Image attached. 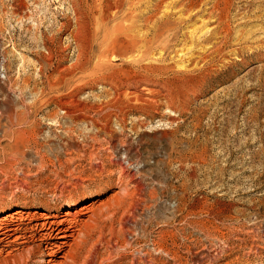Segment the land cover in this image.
<instances>
[{"label":"rangeland","instance_id":"obj_1","mask_svg":"<svg viewBox=\"0 0 264 264\" xmlns=\"http://www.w3.org/2000/svg\"><path fill=\"white\" fill-rule=\"evenodd\" d=\"M115 1L0 0V205L59 219L96 203L70 216L80 231L57 253L47 242L60 238L36 234L0 243V264H264V60L249 54L264 10L234 17L232 36L250 29L252 47L234 40L202 83L190 60L210 44L190 30L204 20L209 35L212 14L187 18L178 0L110 10ZM157 19L168 26L152 43L120 42L150 37ZM137 75L169 90L171 111L128 107L121 87ZM233 85L246 88L234 96ZM16 112L26 121L15 124ZM99 116L108 135L96 132Z\"/></svg>","mask_w":264,"mask_h":264},{"label":"bare ground","instance_id":"obj_2","mask_svg":"<svg viewBox=\"0 0 264 264\" xmlns=\"http://www.w3.org/2000/svg\"><path fill=\"white\" fill-rule=\"evenodd\" d=\"M121 2H122V0H116L113 4L108 2L107 6L110 10L114 11V10L120 8ZM178 2L181 3V5H182L181 10H184L185 12L189 13L187 15L188 16L187 18H192L193 15H195V14L196 15L200 14L202 16L205 13L212 14L214 17L215 25H213L211 27L212 29L210 30L209 35H205V33L208 32V29H205L202 32V30L206 26L203 23L204 20L202 21V27H200L198 30H197L198 27L197 28L193 27L194 29L190 30V35H192L193 37H196L197 39H199L201 36H203V40L207 42L206 44H210V46L208 45L207 47H205L206 45H201L198 48V49L202 50L201 52L199 51V54H198L199 59L197 58L198 60H195L196 58L195 59L193 58L195 61L193 59L190 60V65L192 64V65L196 66V65L200 64V68H198V73H196V75H198L201 78L200 81L202 83L205 82V78L209 75V72L211 71L209 69V67H211V65H212V67H217L218 62L222 61V59L225 58V49L230 48L233 45L232 42L234 40L237 41L236 44H240L243 41H244V43H248V45L246 46L247 49L252 47L251 44L249 43V40H250L249 38L251 37L250 36L251 31H249L250 29L245 30L243 32L241 31L236 36H232L233 35V29H234L233 28L234 25L232 26V22L235 19L234 17L235 16L237 17V15H240V18H242V21H243L242 24L247 23V22H251V19H249V20L245 19L249 15L250 6L252 7L251 4L254 3L255 8L261 7V8H259V10L261 11L262 9L264 10V0H178ZM104 3H106V2H104ZM168 3H170V2H168ZM201 3L203 5L209 4V6L207 8L206 7L203 8V5H200ZM196 8H198L197 11L195 10ZM208 9L210 10V12L208 11ZM74 10L76 11V8ZM78 10H80V9H78ZM194 10L196 11V13L194 12V14H191ZM166 12H167V10H166ZM252 13H253V11H252ZM82 14H84V13H82ZM164 14H165V12H164ZM76 15L78 16V14H76ZM180 16L181 15H179V17H178V18H180L179 20L185 21V19L180 17ZM253 18H254V16H253ZM263 18H264V16H263ZM204 19H205V17H204ZM257 19H258V17H257ZM150 21H151L150 16H146V18L143 20V22H145V25H147V26H148ZM186 21H188V20H186ZM152 25H153V29H152L153 33H152V35L150 34L151 35L150 37H148V35L144 34V33H140L141 34L140 35L138 32V36L140 35L141 39L129 38L128 35L121 36V38H122L121 40L119 38L118 39L120 40V42H126L129 39H130L129 41H131V42H134V40H136V43L140 42L141 46H143V45L145 46V44L146 45L150 44L155 40V38H157L161 34L160 31L164 30L165 26H168L166 21L162 20V19L161 20L160 19L155 20V23ZM188 25H189V23H188ZM253 25H254V23H253ZM149 28H148V30H149ZM77 29H79V28H77ZM79 32H81V31H79ZM149 33H151V32H149ZM76 39H78V38H76ZM77 41H76V43H77ZM131 42H129V43H131ZM84 49H86V48H84ZM240 51H242V50H240L239 48L232 49V52L236 53V54H238ZM249 54L250 55L255 54L256 55L255 57H257L259 60H264V38L260 39L259 44L258 45L256 44L252 53H249ZM103 58H104V56H103ZM78 59L80 60V58H78ZM86 59H87L86 57L83 59L84 61H83V63L82 62L80 63L81 64L80 66H82L85 63ZM241 59L242 58H240L239 60L241 61ZM100 61H102V59ZM242 62H244V60ZM176 66L185 70L186 68H188L189 65L185 64V61L180 59L178 62H176ZM227 66H229V64H223L222 69H224ZM203 69H204V72H201V70H203ZM213 72H215V70H213ZM124 82H123L121 88L123 90L122 92H123L124 96L128 97L126 99H128V101L130 103V104L128 103L129 104L128 107L131 110L134 109L136 111L142 112L145 116L149 117L150 115H153L152 113L158 112L160 106L163 104V101L166 104L165 106L169 107L170 111L172 110L173 107L171 108V103H172L171 93L169 92V90L167 88L164 87V85L156 84L152 81H147L141 75H137L136 78L133 77L132 80L125 82V83ZM245 88L246 87L243 85H239V86L233 85L232 90H233L234 96L239 94V92L244 91ZM117 95H119V93ZM117 98H118V96H117ZM85 106H87V105H85ZM65 111H67V110L65 109ZM71 112H72V110H71ZM67 113H69V112H67ZM22 114L23 113H21V112H16L15 114H13L15 124H22V122L26 121L25 115H22ZM73 114L75 116V113H72V115ZM105 116H103V118H105ZM85 117L86 116L83 115V118H85ZM79 118H80V116H79ZM103 118H100V116H99V117L92 118L93 120H91L94 123L95 127L97 128V130H96L97 134H99V133L100 134H102V133L107 134V129H108L107 126H108V123H111V122H110V118H105V119H103ZM102 120H104V121H102ZM108 127H110V124ZM107 150H108V148H107ZM120 176L128 177V173L126 172L125 169L120 168L119 177ZM78 199H79V196L75 197L73 199L72 203L76 204V202H77L76 200H78ZM95 204L96 203L93 201L92 204L90 203L87 205H81V207L76 209V211H69L70 209H66L64 211V213L61 214V217L59 219H54V218L58 217V215L56 213L57 210H54L53 213H50V211L48 209H43V211H34V212H32V211L26 212L22 209H16L15 211L11 212V211H9V209L12 206H14V208L18 207V206L15 204L14 205H7V206H6V204L5 205L2 204V205H0V243H4L5 245L8 242H12L13 244H21V243L28 241L27 239L33 238V236H35L36 234L38 235V237H40L42 239L43 238L48 239V238L55 236L56 238H60V241L58 244H53L51 242H47V244H50L51 247L54 248V250H52L51 253L55 254L58 251H60L64 245H68L67 242H68L69 238L74 239L76 233L78 231H80L78 228L79 227V220L78 221L76 219L73 220L72 219L73 217L71 218L70 216L74 215V214H80V213L84 214L88 211H93ZM20 206L27 208V205H24L23 203ZM28 208H32V207H28ZM4 212H6V213H4ZM38 213H39V215H36ZM26 232H27V234L25 235ZM16 233H19V234L21 233V234L15 236L13 239H10Z\"/></svg>","mask_w":264,"mask_h":264}]
</instances>
